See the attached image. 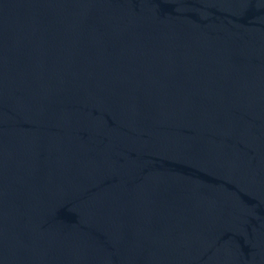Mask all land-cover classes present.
Masks as SVG:
<instances>
[{
	"label": "water",
	"instance_id": "95a60500",
	"mask_svg": "<svg viewBox=\"0 0 264 264\" xmlns=\"http://www.w3.org/2000/svg\"><path fill=\"white\" fill-rule=\"evenodd\" d=\"M0 264H264V0H0Z\"/></svg>",
	"mask_w": 264,
	"mask_h": 264
}]
</instances>
